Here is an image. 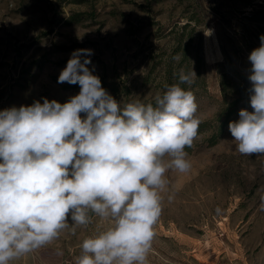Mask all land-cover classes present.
<instances>
[{
	"label": "rangeland",
	"instance_id": "374dc122",
	"mask_svg": "<svg viewBox=\"0 0 264 264\" xmlns=\"http://www.w3.org/2000/svg\"><path fill=\"white\" fill-rule=\"evenodd\" d=\"M261 35L264 0H0V111L78 94L58 83L78 49L92 50L88 67L121 104H154L193 70L205 125L185 149L190 171L166 173L174 199L162 193L149 264H264V155H241L228 127L252 111L248 56ZM105 226L94 217L10 264H75L83 239Z\"/></svg>",
	"mask_w": 264,
	"mask_h": 264
},
{
	"label": "clouds",
	"instance_id": "9594fccd",
	"mask_svg": "<svg viewBox=\"0 0 264 264\" xmlns=\"http://www.w3.org/2000/svg\"><path fill=\"white\" fill-rule=\"evenodd\" d=\"M91 55L75 50L61 70L58 83L80 86L67 102L43 98L0 111V264L65 229L75 235L94 217L106 226L83 239L75 264H149L162 193L174 199L166 173L191 169L185 149L201 124L195 72L182 69L154 104H121L88 67ZM248 60L252 111L241 109L228 127L241 155H264V35Z\"/></svg>",
	"mask_w": 264,
	"mask_h": 264
},
{
	"label": "trees",
	"instance_id": "16d2710c",
	"mask_svg": "<svg viewBox=\"0 0 264 264\" xmlns=\"http://www.w3.org/2000/svg\"><path fill=\"white\" fill-rule=\"evenodd\" d=\"M190 19H192V18H190ZM229 62H230V61H227L226 63H227V64H230ZM203 125H205V124H204V123H201L199 127H201V126H203ZM217 131H218V133L221 132V131H222V126H218V127H217Z\"/></svg>",
	"mask_w": 264,
	"mask_h": 264
},
{
	"label": "crops",
	"instance_id": "0c3cea01",
	"mask_svg": "<svg viewBox=\"0 0 264 264\" xmlns=\"http://www.w3.org/2000/svg\"><path fill=\"white\" fill-rule=\"evenodd\" d=\"M32 256V253L27 255V256H24L25 258H31ZM23 264H33L32 261H30V259L27 260V262L25 261Z\"/></svg>",
	"mask_w": 264,
	"mask_h": 264
}]
</instances>
